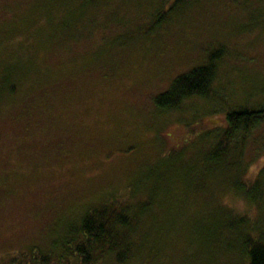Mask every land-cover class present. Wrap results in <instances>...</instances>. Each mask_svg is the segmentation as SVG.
Instances as JSON below:
<instances>
[{"label":"rangeland","instance_id":"1","mask_svg":"<svg viewBox=\"0 0 264 264\" xmlns=\"http://www.w3.org/2000/svg\"><path fill=\"white\" fill-rule=\"evenodd\" d=\"M211 63L207 95L157 105ZM261 106L264 0H0V264H77L67 242L116 199L142 220L126 261L96 264H247L264 120L240 157L212 158L227 113ZM236 220L247 243L222 226Z\"/></svg>","mask_w":264,"mask_h":264},{"label":"trees","instance_id":"2","mask_svg":"<svg viewBox=\"0 0 264 264\" xmlns=\"http://www.w3.org/2000/svg\"><path fill=\"white\" fill-rule=\"evenodd\" d=\"M212 60L214 61V59ZM212 63L206 67L195 68L187 74L176 78L170 89L158 97L157 105L162 108L166 106L172 108L177 106L178 103L180 105L185 99L207 95L208 86L210 88L211 81L214 78L213 70L215 68L213 69L214 65ZM262 120H264L263 106L259 109L241 107L240 110H230L226 116L227 126L223 129L225 142L219 141L217 143V153L219 152V155L214 156L212 159L221 158L222 155L227 153L231 145L238 147V157H240L241 153H244L245 147H242V144L248 137V132H251L255 123ZM236 163L237 161L234 164ZM237 180H240V183L236 185ZM263 180L264 167L259 171L258 178L254 182L259 186ZM243 182L242 173L240 172L234 182V189L246 199L254 200L256 190L253 186L247 189ZM123 204L122 200L116 199L115 205L118 207H113L111 210H102L97 217L89 215L83 217L77 230L81 234L82 240L77 243L76 247L67 242L66 249L62 254L75 259L77 264H96L98 260L103 259L107 255L115 256L118 262L126 261L127 258L124 260L123 255L128 254L130 245L127 239H124V236L134 233L142 219L130 216L127 213L128 208ZM227 212L232 214L230 211ZM238 222L237 220L229 221L222 226L223 228L226 227L225 230L230 236L233 234L240 237L244 236V242L247 243L248 230L243 229L248 226L241 221ZM128 228H130V231L126 232L125 230ZM241 248L243 250L241 255L244 256L243 258L247 264H264V239L260 238V240L257 239L247 244H242Z\"/></svg>","mask_w":264,"mask_h":264}]
</instances>
